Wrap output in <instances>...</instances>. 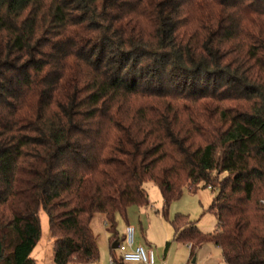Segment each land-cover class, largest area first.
Instances as JSON below:
<instances>
[{"label":"trees","instance_id":"obj_1","mask_svg":"<svg viewBox=\"0 0 264 264\" xmlns=\"http://www.w3.org/2000/svg\"><path fill=\"white\" fill-rule=\"evenodd\" d=\"M148 181L165 216L217 190L213 231L170 220L191 255L264 264V0H0V264H36L41 210L54 264L96 261Z\"/></svg>","mask_w":264,"mask_h":264},{"label":"rangeland","instance_id":"obj_2","mask_svg":"<svg viewBox=\"0 0 264 264\" xmlns=\"http://www.w3.org/2000/svg\"><path fill=\"white\" fill-rule=\"evenodd\" d=\"M144 187L148 194V205L145 207L131 206L127 210L129 225L135 228V244H141L145 247L151 246L157 255V253L163 251L165 243L169 242L170 256L175 261H183L185 264H224L221 250L211 242L202 244L190 256V249L186 244L173 240V228L170 224V220L177 213H181L188 215L190 220H196V224L201 230L205 232L213 231L216 220L208 207L217 193L215 188L199 187L195 191L185 188L179 198L170 202L165 216L163 215V199L158 187L149 181L144 184ZM39 216L42 233L34 251L37 258L40 259L39 264H54L53 239L48 230V216L43 210L40 211ZM126 224L123 219H118L117 229L120 235L124 232L122 230ZM91 227L96 236L99 257L89 264H110V255L105 252L108 234L105 230L103 217L101 215L95 216ZM115 255H119L116 249ZM193 258L196 261L191 263Z\"/></svg>","mask_w":264,"mask_h":264},{"label":"built area","instance_id":"obj_3","mask_svg":"<svg viewBox=\"0 0 264 264\" xmlns=\"http://www.w3.org/2000/svg\"><path fill=\"white\" fill-rule=\"evenodd\" d=\"M135 228L127 225L122 240L118 241L117 251L123 262H135L138 264H155V253L151 247L135 244ZM110 264H115L110 259Z\"/></svg>","mask_w":264,"mask_h":264},{"label":"crops","instance_id":"obj_4","mask_svg":"<svg viewBox=\"0 0 264 264\" xmlns=\"http://www.w3.org/2000/svg\"><path fill=\"white\" fill-rule=\"evenodd\" d=\"M131 207V206H130ZM129 209V208H128ZM127 209V210H128ZM123 219L127 224H126V226L127 225H129V219L127 218V216H126V218H123V217H121V216H117V221H118V219ZM103 223H104V225H105V221L103 220ZM126 226H125V228L122 230V232L123 233H121V235H120V233H119V237L121 238V240H122V238H123V236H124V233H125V229H126ZM105 230H106V225H105ZM106 233H107V231H106ZM108 234V233H107ZM169 243V242H168ZM38 244V243H37ZM36 244V245H37ZM148 247H151V246H148ZM110 248H111V245L109 244V239H108V237H107V243H106V249H105V252H107V253H109V255H110V259H111V251H110ZM170 247H169V244H168V246H166V243H165V246H164V249H163V251L161 252V253H157V255L155 254V264H185L183 261H179V260H177V261H175V259H172L171 258V256H170V249H169ZM36 249V246L33 248V250H32V252H31V255L34 257V259L36 260V264H39V260L40 259H38L37 258V256H36V254H35V250ZM117 250V249H116ZM34 252V253H33ZM118 252V251H117ZM106 253V254H107ZM115 253V252H114ZM119 254V253H118ZM38 255V254H37ZM119 256V255H118ZM190 256H191V253H190ZM195 259V258H194ZM195 261H196V259H195ZM194 261V262H195ZM194 262H192L191 261V263H194ZM122 264H138V263H135V262H122Z\"/></svg>","mask_w":264,"mask_h":264},{"label":"water","instance_id":"obj_5","mask_svg":"<svg viewBox=\"0 0 264 264\" xmlns=\"http://www.w3.org/2000/svg\"><path fill=\"white\" fill-rule=\"evenodd\" d=\"M117 245H118V242L115 241V242L112 243L111 246H112L113 249H116V248H117ZM194 261H195V259L193 258V259H192V262H194Z\"/></svg>","mask_w":264,"mask_h":264}]
</instances>
